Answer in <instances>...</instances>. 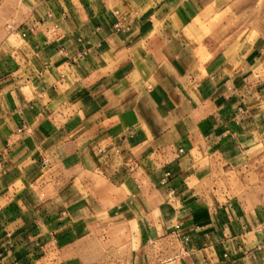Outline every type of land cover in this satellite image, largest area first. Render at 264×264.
Masks as SVG:
<instances>
[{
    "label": "crops",
    "instance_id": "obj_1",
    "mask_svg": "<svg viewBox=\"0 0 264 264\" xmlns=\"http://www.w3.org/2000/svg\"><path fill=\"white\" fill-rule=\"evenodd\" d=\"M250 2L0 0V264H264Z\"/></svg>",
    "mask_w": 264,
    "mask_h": 264
},
{
    "label": "rangeland",
    "instance_id": "obj_2",
    "mask_svg": "<svg viewBox=\"0 0 264 264\" xmlns=\"http://www.w3.org/2000/svg\"><path fill=\"white\" fill-rule=\"evenodd\" d=\"M250 1H251L250 3L253 4L255 9L258 7L259 4L261 5L262 3H264V0H250ZM241 16H242L241 14H234V23H235V25H237V24L240 25L242 23V17ZM245 16L247 17L248 15H245ZM253 16H252V13H250L249 19L251 20L250 21L251 24H252L253 20L259 21V20L264 18V14L258 15L257 13H255V15H253ZM259 16H261L260 19H259ZM246 17L244 18V20L247 19ZM234 30H235V32H238L240 29L235 28ZM262 32H264V28H252L250 30V34H251L252 37H257Z\"/></svg>",
    "mask_w": 264,
    "mask_h": 264
},
{
    "label": "built area",
    "instance_id": "obj_3",
    "mask_svg": "<svg viewBox=\"0 0 264 264\" xmlns=\"http://www.w3.org/2000/svg\"><path fill=\"white\" fill-rule=\"evenodd\" d=\"M115 29L116 30H121L122 29V25L120 23L115 25Z\"/></svg>",
    "mask_w": 264,
    "mask_h": 264
}]
</instances>
